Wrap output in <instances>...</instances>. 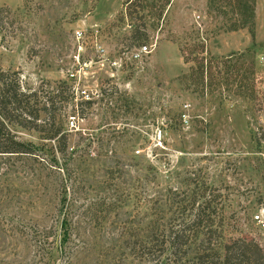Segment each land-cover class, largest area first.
<instances>
[{
	"label": "rangeland",
	"instance_id": "rangeland-1",
	"mask_svg": "<svg viewBox=\"0 0 264 264\" xmlns=\"http://www.w3.org/2000/svg\"><path fill=\"white\" fill-rule=\"evenodd\" d=\"M0 6L6 8L0 68L43 90L68 84L74 90L68 108L76 101L83 108L77 127L67 123L70 141L85 130L91 147L101 143L107 158L123 162L117 190L98 181L106 176L98 170L93 176L102 189L90 183L84 198H74L77 227L64 249H53L50 264H146L135 245L146 222L180 221L204 198L218 230L209 233L214 244L236 236L264 250V233L251 217L264 204V115L256 104L263 0H0ZM79 28L81 44L73 37ZM142 43L152 50L130 57ZM21 134L41 142L35 132ZM10 176L0 174V264H44L30 225L15 228L36 207L21 199ZM107 191L120 196L109 206Z\"/></svg>",
	"mask_w": 264,
	"mask_h": 264
},
{
	"label": "trees",
	"instance_id": "trees-1",
	"mask_svg": "<svg viewBox=\"0 0 264 264\" xmlns=\"http://www.w3.org/2000/svg\"><path fill=\"white\" fill-rule=\"evenodd\" d=\"M5 9L0 6V27ZM65 87L68 84L45 90L29 86L17 70L0 68V158L5 159L0 174L4 179H10L11 174L17 177L21 199L25 197L34 204L32 208L36 207L35 216L18 218L15 228L26 231L30 225L44 264H50L54 248L66 247L77 227L71 218L74 198H84L90 183L101 189V183H113L117 190L116 180L123 166V162L116 165L120 158L105 156L107 148L101 143L91 147L93 141L83 135L85 130L79 132L82 135L78 140L70 141L67 123L77 127L83 108L79 101L68 108L74 90ZM71 113L73 120L68 119ZM22 131L37 133L41 142L22 137ZM98 170L101 176L106 174L101 180L93 176ZM107 193V205L120 197ZM210 201L204 198L196 205L192 202L188 217L177 222L150 218L141 236L136 237L139 258L146 264H264V250L256 241L225 236L214 244L209 233L217 227L212 228L213 221L208 216ZM91 203L86 205L90 207Z\"/></svg>",
	"mask_w": 264,
	"mask_h": 264
},
{
	"label": "built area",
	"instance_id": "built-area-1",
	"mask_svg": "<svg viewBox=\"0 0 264 264\" xmlns=\"http://www.w3.org/2000/svg\"><path fill=\"white\" fill-rule=\"evenodd\" d=\"M264 1V0H263ZM73 37L76 41H78L81 44V38L84 37V32L82 29H75L73 33ZM95 48L98 53V56H101L104 58V47L102 46L101 42L98 40H95ZM152 50L151 45L147 43H142L136 48L132 49L130 52V57L132 58H140L143 54L148 53ZM74 57L76 58L77 63L80 62L79 60V54H75ZM261 59L264 62V55L261 56ZM116 62V61H114ZM264 65V64H263ZM71 76L76 75V71H71L70 72ZM260 78V83L258 84V90H257V97H256V104H257V109L258 112L260 113L261 116L264 115V68L262 70V73L259 76ZM86 90V89H83ZM260 120H263L261 118ZM262 156H264V149L261 152ZM252 221L260 230L261 232L264 233V204L260 205L252 214Z\"/></svg>",
	"mask_w": 264,
	"mask_h": 264
}]
</instances>
